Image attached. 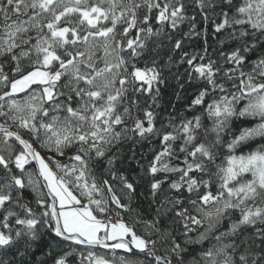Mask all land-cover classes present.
I'll return each instance as SVG.
<instances>
[{"label": "trees", "instance_id": "16d2710c", "mask_svg": "<svg viewBox=\"0 0 264 264\" xmlns=\"http://www.w3.org/2000/svg\"><path fill=\"white\" fill-rule=\"evenodd\" d=\"M116 1L97 33L80 8L37 18L47 0H0V95L38 66L78 65L61 71L49 96L41 83L13 94L42 91L36 138L0 108V264H96L98 256L99 264H264V0ZM58 21L67 34L53 44ZM137 69L154 78L147 84ZM98 77L96 95L88 79ZM89 111L116 126L110 149L86 143L60 163H77L94 183L97 201L82 204L115 214L153 252L130 238L133 248L61 236L36 163L14 135L38 153L42 122Z\"/></svg>", "mask_w": 264, "mask_h": 264}, {"label": "rangeland", "instance_id": "374dc122", "mask_svg": "<svg viewBox=\"0 0 264 264\" xmlns=\"http://www.w3.org/2000/svg\"><path fill=\"white\" fill-rule=\"evenodd\" d=\"M47 2L49 3L47 13L39 14L37 18L48 16L49 19H52L55 12L57 14L56 17L59 16L57 10L80 8L82 17L85 19L84 22L92 25V29L97 33H102L106 32V29H99L96 26L99 22V15L108 13L110 9L115 7L117 1L94 0L95 3L89 7L82 0H47ZM35 24V20H29L28 23L21 25L18 31L24 32ZM55 26V31L48 37L53 44L55 42L52 37L65 39L67 34V27L61 21H58ZM47 46L48 42H45L43 39L38 40L37 48L40 51ZM109 49L110 47L105 49V58L112 53ZM40 53L43 54L42 52ZM53 56L52 50L48 51L44 56L45 62H49ZM84 59H88V57L84 56ZM67 68H63L61 71L69 73L78 68V65L71 64V67ZM61 71H51L38 66L12 80L8 86L7 94L0 95V108L3 109L5 115H9L12 120H15L14 122L20 124L30 138L34 139L37 137L38 127L34 124L32 117L45 100L42 91L33 90L29 94L18 98L14 97L13 94L28 89L31 84L41 83L45 88L46 95L49 96L51 82H55L60 78L62 75ZM136 74L139 79L145 81L147 84L154 78V73L150 70L137 69ZM99 79V77L93 81L92 79H88L89 82L93 83V89L100 87V84H97ZM92 91L93 94L97 95L96 89ZM90 114V111L88 114L80 116L75 112H68V114L62 115L57 113L49 124L42 122L41 127H44L47 132L44 131V133L46 132L45 135L41 136L40 150L36 153L40 173H42V176L49 184L52 194L56 195L57 204L60 205L61 224L66 233L79 234L89 242L98 241L101 238L105 239L103 235L105 233L109 235L110 239L129 238V236L134 235L135 240L131 242L132 245L144 248L146 246L145 240L129 228L128 224L123 220L107 224L100 218V215H97L93 211L90 204H82V202L97 201L98 192L94 183L88 179L85 171L77 163H60L61 159L68 157L67 150L84 152L83 147L86 143L95 149L101 148L102 155H105L110 149L111 141L116 138V132L118 131L116 126L111 124L107 115L102 114L100 116L98 114V119L91 121ZM50 157H54L57 161H52ZM115 245L119 247L126 246L123 242H118Z\"/></svg>", "mask_w": 264, "mask_h": 264}, {"label": "water", "instance_id": "95a60500", "mask_svg": "<svg viewBox=\"0 0 264 264\" xmlns=\"http://www.w3.org/2000/svg\"><path fill=\"white\" fill-rule=\"evenodd\" d=\"M10 131V130H9ZM11 132V131H10ZM14 135L16 136V138L21 141L23 143V145L25 146L26 150L30 153V155L32 156V159L33 161L36 163V172L38 173V177L41 181V183L43 184L44 188H45V192L46 194H48V197H49V200H50V205H51V208L53 210V213H54V216L56 218V227H57V230H58V233L63 236V237H68L70 236L68 233L65 232L62 224H61V216L59 215V209H58V206L56 205V200H55V197L54 195L51 193L50 189H49V185L48 183L46 182V180L44 179V177L42 176V173H40V169H39V165H38V162H37V157H36V153L35 151L32 149V147L30 146L29 142L26 141L23 136L21 134H15ZM76 237H78V235H76ZM81 238V240H83V242H89L85 239H83L81 236H79ZM90 242H95V243H118V242H125L127 245H129L130 248H133L132 245H130L129 241L126 239V238H116V239H113L111 241H90ZM89 242V243H90ZM147 251V252H153V248H144L142 251ZM159 261L160 258H158ZM103 260V257H96L95 258V263L96 264H99L101 263V261Z\"/></svg>", "mask_w": 264, "mask_h": 264}, {"label": "built area", "instance_id": "2783aa9c", "mask_svg": "<svg viewBox=\"0 0 264 264\" xmlns=\"http://www.w3.org/2000/svg\"><path fill=\"white\" fill-rule=\"evenodd\" d=\"M108 222H116L117 221V216L115 214H110V216H108L107 218Z\"/></svg>", "mask_w": 264, "mask_h": 264}]
</instances>
